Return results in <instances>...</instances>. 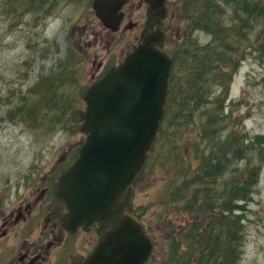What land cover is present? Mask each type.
I'll use <instances>...</instances> for the list:
<instances>
[{
  "label": "rangeland",
  "instance_id": "obj_1",
  "mask_svg": "<svg viewBox=\"0 0 264 264\" xmlns=\"http://www.w3.org/2000/svg\"><path fill=\"white\" fill-rule=\"evenodd\" d=\"M91 2L55 0L46 9L48 4H40V0H0V191L10 200L22 193L23 180L31 182L67 151H78L85 140L79 132V114L85 108L83 93L122 59L144 27L146 6L140 0L131 4L132 21L138 26L123 30L124 22L115 34L95 18ZM178 2L170 0L172 6ZM179 4L181 8L195 1L181 0ZM171 12L161 29L165 47L176 57L170 78L171 86L175 85L173 98L185 110L179 113L171 109L164 116L158 144L132 183L133 211L155 243L151 264H162L175 246L171 236L165 239V226L166 233L176 229L177 238L182 234L178 244L185 248H178L180 252L197 249L190 241L193 231L188 225L196 208L193 206L192 213L187 211L191 204L183 200L186 189L181 182L194 184L195 174L204 172L211 153L218 158L223 173L212 185L204 175L200 186L213 198L223 197V183L229 186L239 175L255 171L264 159V144L252 142L257 136L264 137V54L260 51L264 21H253V16L248 28L238 32L239 23H231L233 6H227L224 21L236 29L230 33L234 60L229 55L225 59L238 63L231 84L227 86L225 80L224 89L217 79L190 65V57L198 55L211 37L201 31L191 34L182 14ZM102 61L105 64L97 71ZM198 78L206 83L196 82ZM55 89L69 100L54 105L50 99ZM197 102L201 106L194 111ZM218 103L223 104L222 113L217 110ZM210 112L217 118L216 125L205 123ZM202 126L208 132L201 138ZM244 136L247 141H243ZM184 172L189 173L183 180L180 175ZM244 217L238 264H264V163Z\"/></svg>",
  "mask_w": 264,
  "mask_h": 264
},
{
  "label": "water",
  "instance_id": "obj_2",
  "mask_svg": "<svg viewBox=\"0 0 264 264\" xmlns=\"http://www.w3.org/2000/svg\"><path fill=\"white\" fill-rule=\"evenodd\" d=\"M130 0H93L104 28L117 32ZM139 42L83 95L76 160L62 173L55 196L66 207L65 228L95 226L99 236L83 264H147L153 242L133 213V183L163 119L173 55L160 29L170 0H143Z\"/></svg>",
  "mask_w": 264,
  "mask_h": 264
},
{
  "label": "trees",
  "instance_id": "obj_3",
  "mask_svg": "<svg viewBox=\"0 0 264 264\" xmlns=\"http://www.w3.org/2000/svg\"><path fill=\"white\" fill-rule=\"evenodd\" d=\"M178 1L180 2L181 0ZM194 1V5H184L181 8L179 2L174 6L169 3L168 9H172L171 13H175L176 11V15L182 14V18H185V22L187 23V27L191 34L201 31L211 37L210 42L199 49L198 55L194 54L190 57V65L199 68L204 76L207 75L213 79H217L218 84L224 88L225 80H227V86L231 84L238 63V61H233V54H231L232 40H230L232 37L230 33L232 29L236 28L228 26L224 21L227 14V6L232 4L234 17L231 23L238 22V32H241L243 31V28L245 30L248 28V22L251 21L253 16V21H258L259 18L264 21V0H228V2L225 0ZM54 2L55 0H40V4H52ZM242 6H244L243 9ZM244 21L246 22L245 27H242L241 23ZM261 41H263V46L260 48V51L264 54V32ZM195 51L197 52L196 49ZM225 55H229V58H232L233 60L225 59ZM175 59L176 57L173 54L172 67L174 66ZM226 70L227 73L225 74L224 71ZM170 78L171 75L168 81V95L164 106L163 120L164 116L168 115L171 109L179 113L185 110L184 107H181L182 105H176L175 103V98H173L175 85L173 84L171 86ZM196 82H200L203 85L206 83L204 78H198ZM194 88H196L195 85ZM63 96V94H60L55 89L54 96L50 101L54 105H61V103L64 104L69 99L67 96ZM225 97L226 94H224V98ZM199 106L201 105L197 102L194 111ZM218 109L222 113L224 109L223 104L218 103L217 110ZM221 113H219V116ZM190 115L192 116L193 113L191 112ZM206 119L207 121L205 123L207 125H216L218 123L216 116L211 112L207 114ZM163 120L150 150H153L152 148L158 144L157 140L162 134ZM203 126V131L200 132L201 138L202 134H207L208 132ZM217 137H219V135ZM206 140L209 139L207 138ZM243 141H247V137L244 136ZM252 142L263 145L264 137L257 136L254 138V141L252 139ZM263 163L264 159H261L260 164L253 168L255 171H251L245 175H239L236 182H231V185L228 186V184L223 183L222 198H213L212 194L208 193L209 190L204 189L203 185L200 186V184H202L201 179H203L204 175H206L204 178H207V182L212 185L215 178L223 173V169L221 168V165L218 164V158L214 153H211V155L208 156V160L204 164V172L200 176L195 174L196 178L194 179V184L191 183V181L189 183H187L186 180L182 181L181 184H183L184 190L186 189V195L183 197V200L184 202L191 204V207H189L190 209H187V211L192 213L193 206L196 208V216L190 217L188 225L190 230L193 231V233H190L189 235L190 241L191 243L197 244V249L189 251L186 249L185 252H180L178 248H185L178 244V240L182 238V234L177 238L179 232H177L176 229H174V231H171L170 229L167 231V234V226H165L162 228L165 239L171 236V240L174 242L175 246L172 248L171 254L168 251L166 259L162 264H238L241 255L240 246L243 243L245 206L249 201L252 188L256 184L259 168ZM145 166L146 164H144L143 168H145ZM141 171L137 175H139ZM187 173L189 172L181 174L180 178L183 180L186 179ZM215 200H218L219 204H217ZM203 229H207L206 233L202 231ZM153 246H155L154 242ZM153 252L154 247L147 264H151ZM189 252H193V256H187ZM176 253L179 257L176 256Z\"/></svg>",
  "mask_w": 264,
  "mask_h": 264
},
{
  "label": "flooded vegetation",
  "instance_id": "obj_4",
  "mask_svg": "<svg viewBox=\"0 0 264 264\" xmlns=\"http://www.w3.org/2000/svg\"><path fill=\"white\" fill-rule=\"evenodd\" d=\"M132 2L130 0L123 9L122 24L127 22L123 30L138 26L132 21ZM46 4V9L54 5ZM104 64L100 62L97 71ZM78 152L67 151L36 179L29 183L23 180L22 193L11 200L0 191V264H83L94 250L99 240L96 227L80 225L67 230L64 225L67 209L55 196L60 176L74 162Z\"/></svg>",
  "mask_w": 264,
  "mask_h": 264
}]
</instances>
